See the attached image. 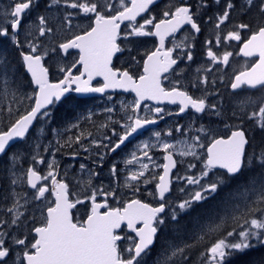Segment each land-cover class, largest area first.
I'll use <instances>...</instances> for the list:
<instances>
[{"label":"snow or ice","instance_id":"obj_1","mask_svg":"<svg viewBox=\"0 0 264 264\" xmlns=\"http://www.w3.org/2000/svg\"><path fill=\"white\" fill-rule=\"evenodd\" d=\"M63 2L72 9H79L85 14H94V22L89 25L88 30L59 45V48L65 53H68L70 49H77L79 58L70 67L59 68V71L63 73V78L55 83L50 82L49 70L42 63V55L36 54L37 46L35 44H31L28 52H21L26 70L31 74L32 83L36 85V89L26 97L29 100H34V104L30 110L18 114L6 131L0 130V155L6 153L10 142L26 136L33 121L40 117H50L48 106L61 101L70 91L103 93L109 88L131 89L137 98L133 105L134 112L139 109L140 101L145 99L168 100L172 103L179 101V112L181 113L189 107L195 109L196 112H204L206 107L216 109L215 104L207 105L206 99L203 97L193 99L187 92L181 91L177 87L165 90L161 85V74L167 73L173 65L177 64V60L172 58L173 50H163L165 36L175 33L184 24H190L196 32L200 31L190 6L181 4L176 6L174 11H164L165 19H160L158 22H155V18L152 17L143 19L142 23L137 24L133 22H136L137 17L142 13L148 12L150 5H153L155 0H128V2L119 0V8L109 3L108 0H84V2L63 0ZM59 3L60 0H51V4ZM246 3L257 7L260 15L264 17V0H259L258 3H254V0H246ZM34 4L35 0H13L10 11L5 13L6 17H10V21L0 24V37L10 36L12 43L21 47L17 30L21 27L23 17L28 14ZM234 7L232 0H227L224 11L218 15L220 24L230 19V10ZM107 10L114 11V14ZM71 15L72 13H68L65 19L68 20ZM38 21L40 25L38 31L41 36L46 32L53 31L51 27H47L45 16H39ZM124 21H128L129 25L126 27H130V31H125L123 34L125 39L132 36L153 35L160 39V46L155 51L148 53L147 58L143 61V74L139 75L138 79L127 69L121 71L112 67L114 54L122 51L117 40L121 36V23ZM149 25L154 26V32L147 30ZM216 26L219 27V24ZM9 27L12 29L11 34ZM235 29L229 31L224 39L241 41L240 30L251 31V35L243 40L240 52L245 57L258 55V59L249 68L235 75L231 88L238 89L243 85L253 89L257 86L264 87V23L258 24L255 31H252L247 23L238 24ZM216 42L220 43L219 36H217ZM44 55H47V52ZM207 55L213 62L222 61L227 64L232 53L225 52L222 57H218L209 48ZM187 58L192 59L191 52L187 54ZM132 59L135 60V57ZM4 64H6V58L0 56V66ZM77 65L81 66L82 70L77 68ZM73 69H76L78 74H74ZM2 75L7 82V73H2ZM95 77H103L101 86H92ZM250 103L255 104L256 101L251 99L241 101L240 125L232 126L233 130L227 138L223 136L211 138L206 146V158L203 159V167L198 176L182 177L177 175L175 177L177 180H185L188 185L197 186L198 190L189 192L187 198L176 205V208L170 213V219L176 221L179 212L190 209L194 202L207 199L217 192L219 186L227 182L221 176L216 177L212 182H204L209 176V172L217 167L226 170L225 176L228 180L239 175L245 168H252L256 165L261 167L262 172L258 173L256 177H250L248 184L243 186V192L240 193L247 203L243 207L239 204L233 205L231 215L225 213L220 217L218 223L206 225L193 238L192 243L169 244L155 264H184L188 259L185 253L202 242L206 245L204 251L200 253L202 264H230L234 256L246 253L257 244L264 246V147L260 149L259 153L253 151L249 154L246 151V146L250 144V138L242 126L244 120L248 119L254 121L256 127L264 131V98L260 99L258 110L247 112L245 106ZM107 111H111V109ZM162 111L159 107L155 109L156 113ZM8 112L12 113L11 107L8 108ZM216 114H220L219 110L216 111ZM233 115L235 116L236 113L234 112ZM128 119L131 123L125 125L124 134L118 137V142L112 145L109 151L115 152L133 133L145 125L155 123L154 119L139 116L134 119L129 116ZM226 127L229 126L226 125ZM176 131H180V128L177 127ZM200 131L206 130L202 126ZM208 131L210 132V130ZM154 135L160 137L161 133L155 132ZM81 136H76L75 140L80 141ZM192 139L194 142L185 143L179 154L200 159L201 157L195 149L204 148L205 145L200 143V136ZM92 142L100 143L96 140ZM104 147H108V145H104ZM149 147L148 143L143 144L144 149ZM161 147L167 153L164 156L166 163L162 165L163 174L159 175L158 182L155 183V191L147 193L153 198L159 197L158 206L153 207L140 199H131L123 202L121 207H112L109 205L107 197L118 199L115 189L110 192L103 189H92L91 195L85 197L86 200L91 201V208L85 213V219L73 216L72 210L83 201L69 199L68 184L56 178L55 161L48 164L50 170L43 176L35 168H28L27 183L36 189L33 199L38 200L45 197V194L50 190L55 199L50 205H46V215L42 214L41 225L31 229L36 234L31 241L27 234L23 238H18L15 234L6 231L0 232V264H9V258L14 250L13 245H19L22 248V253L16 256V261H21L22 256V261H26V264H146L145 258L155 243L158 231L166 224L163 214L166 206L171 204L170 201H167L166 194L170 193L172 182L170 173L176 166L173 153L170 151L176 146L165 142L161 144ZM143 155L151 159L147 151H144ZM19 158V154L14 153L10 160L14 165V162ZM33 159L35 160V157ZM136 160L138 157L133 154L132 159L126 163L131 164ZM39 162L44 163L43 158ZM80 167L83 169L84 165L82 164ZM148 167L149 165L146 163L141 164V170L132 172L126 178L125 186H131L127 183L128 180L139 181ZM188 167L195 168L196 165L189 164ZM111 171L115 175V165ZM12 175L15 173L13 172ZM49 179L52 181L51 189L47 185ZM155 179L156 177L153 176L152 180ZM39 181H44V184L38 186ZM16 182L15 179L11 181L12 184ZM143 182L148 184L152 181L145 179ZM135 191L139 192V188H135ZM180 191L184 192L185 189L181 188ZM97 195L105 197L103 202H97ZM17 207L18 203L7 211L13 213ZM102 209L104 210L102 211ZM22 215L16 211L10 224L3 220H0V224H7L8 227L17 225L18 219ZM229 220L233 222V226L230 231H227ZM124 224L127 229L135 233L134 237L122 236L118 233L117 230H120ZM213 234L218 235V238L212 240ZM6 237H10L11 243H8ZM205 237H208V240ZM123 240L129 241V243L122 247L120 242ZM209 241L211 242L209 243ZM253 264H264V258L254 261Z\"/></svg>","mask_w":264,"mask_h":264},{"label":"flooded vegetation","instance_id":"obj_2","mask_svg":"<svg viewBox=\"0 0 264 264\" xmlns=\"http://www.w3.org/2000/svg\"><path fill=\"white\" fill-rule=\"evenodd\" d=\"M38 1L39 0H35L34 6L30 9L28 14L23 17L21 27L24 25L27 19H30L31 15L36 13H39V15L44 13L45 15L47 11H51L53 9L51 6L49 7L51 0H45L47 2L46 5H44L43 2ZM79 2H84V0H79ZM108 2L116 6V8H119V0H108ZM126 2H128V0H126ZM258 2L259 0H254V3ZM4 3H6L10 8L13 0H0V8ZM226 3L227 0H155V3L150 5V10L148 12L142 13L137 17V21L133 22L137 24L142 23L143 19L152 17L155 18V22H158L160 19H165L163 16L164 11H174V8L176 6H180L181 4L190 6L193 18L198 24L200 31L196 32L191 28L190 24H184L181 25V27L177 29L175 33L165 36L163 50L166 51L168 49H172V58L177 60V64L173 65L167 73L161 74V85L165 88V90H171L172 87H177L179 90L187 92L188 95L193 97V99L203 97L206 99L207 105L215 104L216 109L206 107L204 112H196L195 109L189 107L183 113H181L179 112V101L172 103L168 100H159V103H156V101L145 99L140 102L139 109H136L134 112L133 105L137 99L136 94L133 93V91H128L124 88L120 90L115 89L113 91L106 90L100 96L85 97L84 103L72 105L76 106L78 124L76 125V129H68L70 132H76L78 130L80 136L83 134L80 140V145L82 148L79 150L75 147L77 149L76 152L72 151L71 153H64L62 156H58L55 167L57 180H62L64 183L68 184L65 176L66 171L64 170L65 165L68 164V161L71 163L70 173L72 171L73 174L76 172H82V168L80 167L82 164L84 165V170L97 168L100 170H110L112 169L113 165H115L116 170H118L120 173H122L124 170H133L131 164L126 163V161L131 160L132 151L135 149L134 142L142 139H149L150 141L164 140L165 142L176 140L182 141L188 139L189 143H193L194 141L192 138L200 136V143L204 144L205 147L196 148L195 151L201 158L197 159L196 157L189 155L185 157V160H183L182 163L185 165H196L195 168H188V170L202 169L203 159L206 158V146L210 142L211 138H218L221 136L227 138V136L231 134V130H233L232 126L240 125L239 117L241 115V101H247L249 99L253 101H260L261 98H264V87L262 86H257L255 89L249 88L246 85H243L238 89L231 88V83L234 81L235 75H237L240 71L249 68L258 59L257 56L245 57L243 53L240 52L241 47H243V40L247 39L251 35V31L247 29L240 30L242 37L241 41L224 39L229 31L236 30L235 26L241 23L249 24L251 30L255 31L258 24L264 23V17L260 15L257 7L248 5L246 0H232V3L235 7L234 9L230 10V19L225 21L223 24H220L218 15L222 14L226 7ZM198 5L200 7H197ZM62 7L57 6L58 13L60 12V14L63 15L65 10L67 14L72 13L70 20L74 23L75 27L72 29L71 34H68V38L62 40L58 44L57 51H59L61 54V60L59 62L55 60L53 64L52 58L49 59L52 54L44 55L36 53L38 55H42V63L46 68H48L49 77L52 81L58 80L63 76V73L59 71L60 67H70L71 64L79 58L78 51H75V49H70L68 53L62 54L61 50L59 49V45L68 39L73 38L75 35L81 34L83 31L88 30L89 25L94 22L95 18L94 14H85L79 9H72L64 2L62 3ZM107 11L111 14H114V11L112 10ZM217 24H219V27L216 26ZM128 25V21L121 23V36L118 37L117 43L120 45L122 51L116 53L113 56L112 67L114 69H120L121 71L127 69L135 78L138 79L139 75L143 74V61L147 58L148 53L155 51L156 48L160 46V39L154 35L141 37L132 36L125 39L123 35L124 32L130 31V27H126ZM147 30L154 32L155 29L153 25H149L147 26ZM11 32L12 29L9 27V33L11 34ZM217 36L220 37L219 44L216 42ZM21 48H23V50ZM209 48H211L218 57H222L225 52L232 53V55L229 57V62L227 64H224L222 61L213 62L207 55ZM14 50L17 52L20 58L21 51L28 52L30 49H26L22 45L21 47H17L14 44ZM189 52H191L192 55L191 60L187 58V54ZM0 53L5 58H11V51H2L1 44ZM132 57H135V60H133ZM55 63H58V66ZM49 64H51L53 68ZM77 68H81V66L77 65ZM73 72L74 74H78L76 69H73ZM14 76L15 79L18 78L20 80V87L18 91L19 96L23 98L22 105L27 107L31 101L29 106L30 108L33 104V100L27 99L26 94L29 95V91L31 92V90L34 88L28 75L23 69L22 63L21 71L16 75L14 74ZM102 84L103 80L100 78H96L92 81L93 87H99ZM7 86L9 88L15 86V83L11 78H9L7 81ZM3 90L7 91L5 96H8L9 92L6 88V82ZM65 101L66 100L62 101L61 103H64ZM58 105L59 104L55 102L53 105L49 106V112H51ZM157 107L161 108L163 111L161 113H156L155 109ZM255 107L256 106H253L251 109L250 103L245 106V109L247 112H251L252 110H256ZM108 109H111V111H107ZM217 110L220 112L219 115L216 114ZM234 112L236 113L235 116L233 115ZM129 116L133 117V119L136 116L154 119L155 123L139 129L131 138L125 140V142L115 152L109 151V148L118 142V137L124 134L126 130L125 125L131 123V121L128 119ZM15 119L12 117L8 118L7 120H9L10 123L5 125L0 130L5 131ZM39 120L44 121L45 119L44 117L38 118L35 121L33 127ZM47 122L49 123V120ZM226 125L229 127H226ZM202 126L206 131H200ZM242 126L244 129H246V134L250 138L251 143L253 141L254 133H258V131L254 128L256 127L255 122L245 119ZM176 127H183L184 129L176 131ZM208 130H210V132ZM259 131L260 133L258 134L262 137V141H264V131ZM50 132L51 131L48 133ZM155 132H160V137H156L154 135ZM169 132L171 133L170 135ZM89 133H91V135H89ZM73 139L75 140L74 136ZM93 140L99 141V145H93ZM157 143L159 142L154 144ZM104 145H108V147H104ZM153 147L155 148V146ZM249 147V145L246 146V151L249 150ZM11 148L12 147L9 148V151ZM170 151H172L173 158L176 161V166L172 169L173 171L170 177L171 181H173L175 170H181V168L184 167L180 166V159L177 153L173 149H170ZM160 153L159 165L156 166L155 170L162 172V165L165 163L164 156L166 155V152L161 149ZM88 164H91L92 166H89ZM109 164L110 166H108ZM39 170L37 171L42 176L45 175L43 170L41 172ZM221 170L223 169L215 168L212 169L211 172L217 176L223 174V177L227 178L225 176V172ZM244 170H251V168H245ZM25 172L27 173L26 170ZM69 176L71 175L69 174ZM24 179L27 187L31 191L36 190L28 186L27 176L25 174L19 183L20 191L22 185L21 183H24ZM2 181L3 182L0 185V212H5L6 209L4 210L3 207H5V204L14 197L10 194V184L7 183V180L4 181L3 178ZM47 183L49 189H51V179H49ZM43 184L44 181L38 182V186H42ZM48 193L51 194L52 200L54 201L51 190ZM171 193L172 182L170 185V193L168 195ZM217 193L218 190L207 199L200 202H194L193 206L189 210L180 213V216L177 217L176 221H167L169 223L167 224L166 222V224L159 229L155 243L151 247V251H154L156 245L158 244L159 234L166 235L165 227L168 226V229L169 227H172L173 223L180 222V226H178L179 229L183 228L184 233L187 231L185 235L183 234L180 237L183 238L182 244L192 243L193 238L201 231L199 226L203 223V221H206L205 215H196L194 212L198 207L216 202L218 200L216 196ZM21 195L22 193L18 194L17 198L22 199L24 196L21 197ZM122 195H124V198L117 207H121L123 202L131 199H140L142 202L149 203L153 207L157 206L159 203L155 199H143L135 196H129L125 194L124 191ZM156 198L158 199L157 196ZM69 199L75 201L73 196L70 194V189ZM13 201H16V199L14 198ZM79 205L80 204H77L76 207ZM168 207L169 206H166L165 212L168 210ZM75 209L72 210L74 217H79L80 219L86 218L85 214L79 215L74 212ZM103 210L104 209H102V211ZM44 212L46 215V208ZM0 220L6 221L8 224L11 222L10 218L4 217V214L0 215ZM35 220L37 221L36 225H28L27 221H23L21 226H18L17 224L8 227L7 224H0V232L6 231L10 234H15L18 238H23L24 235L27 234L28 239L31 241L36 235L31 231V229L41 225L43 222V216H38V218ZM231 226H233V222H231L226 230L230 231ZM117 231L122 236H135L134 232H132L130 229H127L126 224L122 225L121 229ZM175 235H177L176 231ZM216 238H218V235L215 234H213L211 237L212 240ZM6 239L8 240V243H11L10 237H6ZM205 239L208 240V237H205ZM128 242L129 241L127 240H123L120 243L123 247L127 245ZM210 242L211 241H209V243ZM205 247L206 245L202 242L186 252L185 255L188 256V259L184 262V264H202V257L200 256V253L204 251ZM13 249L16 250V252H13L11 258H9V264H21V262L22 264H26V261H22V256L21 261H16L18 251L22 253L21 246L13 245ZM249 251L250 250H248L246 253ZM246 253L237 255L235 260L234 256V261L231 260L230 264H251L250 257Z\"/></svg>","mask_w":264,"mask_h":264},{"label":"rangeland","instance_id":"obj_3","mask_svg":"<svg viewBox=\"0 0 264 264\" xmlns=\"http://www.w3.org/2000/svg\"><path fill=\"white\" fill-rule=\"evenodd\" d=\"M38 2H43L44 5L47 4L45 0H39ZM62 3L63 1H60L59 4L50 3L53 9L51 11H47L45 15L44 13L40 15L39 13L31 15L30 19H27L24 25L19 29L18 33V39L20 40L19 42L22 46H24L26 49H30L31 44H35L37 46L36 53L44 54L45 52H47V55L52 54L49 59L52 58L53 64L55 60L57 62L61 60V54L59 51H57L58 44L62 40L67 39L68 34H71L72 29L75 27L74 23L71 22L70 17L68 18V20L65 19V16L67 15L66 10L63 15L60 14V12L58 13L57 6L62 7ZM9 11V6L6 3L2 4L0 8V24H6V21H10V18L5 16V13ZM39 16L46 17L47 27H51L53 29L51 33L46 32L43 36L39 34ZM0 44L2 47V51L5 50L7 52L11 51V49H14V44L12 43L10 36L0 37ZM53 49H55V51H53ZM0 56L3 55L0 53ZM12 61H14L12 58L8 59V57H6V64L0 66V129L10 123V121L7 120L8 118H17L16 116L27 111L31 104L30 101V104L27 107H25V105H22L23 98L19 96L18 91L20 87V80L18 78H14V74H18L19 70L13 68ZM49 65L52 67L51 64ZM5 72L7 73V81L9 80V78H11L15 83V86L9 88L6 82V88L9 92L8 96H5V93L7 91L3 90L5 87V78L2 73ZM33 91L34 89H32L31 92L29 91V95ZM27 96L28 95L26 94V97ZM84 102L76 103L74 101L66 100L64 103H58L59 105L50 112V117H44V121L39 120L23 141L16 143L10 149V151L8 150L4 155L0 157V185L3 182L2 178L4 179V181L7 180V183L10 184V194L16 199V201H13L14 198L11 199L8 203L5 204L6 206L3 207V209L8 210L9 208H12L14 204L18 203V207L14 210L13 213H9L5 210V212H0V215L4 214L5 218H10V220H12L16 211L22 213L23 215L20 216L18 219V226H21L23 221H27L28 225H36L37 221L35 219L38 218V216H42V214L45 215L44 210L46 208V205H50V203L53 201L51 194L46 193L45 197L40 198L38 200L33 199L36 190L31 191L27 187V184L24 179V183H21L22 185L20 191L19 183L21 182L22 177L25 176V170L27 171L29 166L35 168L36 170L41 169L39 170L40 172L43 170L46 175L50 170L48 168V164L53 161H55L56 163L58 156H62L64 153H71L72 151L76 152V148H78L79 150L82 148L80 145V141H76L73 139V136H80L79 131L77 130L76 132H70V130L68 129H76V125L78 124L76 106L72 105L82 104ZM258 102L259 101H256L255 104H251V109L253 106H256L255 108L257 110L259 105ZM9 107L12 108L11 114H9L8 112ZM66 109H70L69 113H66ZM58 118H60V120H58ZM48 120L49 123L47 122ZM73 125H75V127H73ZM179 128L184 129L183 127ZM254 128L258 131V133H260L259 128ZM49 131L51 132L48 133ZM258 133H254L253 141L251 142L252 144L262 143V137ZM145 142L150 145V147L147 149L143 148V144ZM156 142L159 143L154 144ZM162 143H165V141H150L149 139H142L137 142H134L135 149H133L132 151L131 159L132 155L135 154L136 157H138V160L133 161V163H131V167L133 170H124L122 173L116 170L115 175L112 173L111 169L100 170L99 168L86 170H84L83 168L81 173L76 172L77 174H73L72 171L70 173L71 163L68 161V164L65 165L64 170L66 171L65 176L70 189V194L73 196L74 200L83 201L82 204L76 207L74 212L80 215L90 211V200H86L85 197L91 195L92 189H103L104 191L109 192L115 189L118 199L113 198L111 196L107 197L108 203L112 207H117L121 203L124 198V195H122L123 191L129 196H135L143 199H155L159 202V199H157L156 197L153 198L147 193L149 191H155V183L158 181V177L161 174V172L159 170H155V168L159 165V154H161L160 151L161 149H163L161 147ZM166 143L176 146L173 150L177 153L180 159V166L184 167L181 168V170H175L174 179L172 181V193L170 195H166L167 201L171 202L168 207V210L163 214L167 222L171 220L170 213L174 208H176V205L179 204L180 201L186 199L189 192L198 190L197 186L188 185L185 180H177L175 177L177 175L182 177L198 176L201 170H188V165L182 163L183 160H185L186 156L180 155L179 152L180 149L185 145V143L191 144L189 143L188 139L182 141L176 140ZM93 145H99V143H93ZM153 146L158 149H155ZM144 151L148 152V156L151 159H148L143 155ZM254 151L256 153H259V151L257 150ZM247 152L249 154L253 152L251 150V146L249 147V150ZM14 153L19 154L20 158L16 160L13 165V162L10 160V157ZM34 157L35 160L33 159ZM41 158H43L44 163L39 162ZM145 163L148 164L149 167L145 171L144 176L141 177L139 181L128 180L127 183L131 186H125L126 178H128L132 172L141 170L140 165ZM88 165L92 166L91 164ZM108 166H110V164ZM258 166L259 165H256L255 167L261 169ZM255 167H252L253 170H255ZM13 172L15 173V175H12ZM69 174L71 176H69ZM256 175L257 174H251V172H249L247 177L244 179L245 181H242L243 183H234L231 187H227L225 184L219 186L218 193L216 194L218 200L207 205V214L205 215L206 221H203V223L199 226L200 229L204 228L210 223H218L220 217L224 216L225 213L231 215L233 213V205L239 204L241 205V207H243L247 203V201L244 200L243 196L240 195V193L243 192V186L248 184L249 178L256 177ZM153 176L156 177L155 180H152ZM220 176L223 177V174H220ZM216 177L218 176L210 171L209 176L204 182H212L216 179ZM13 179L17 180L15 184L11 183ZM145 179H148L152 182L145 184L143 182ZM137 187L139 188V192L135 191V188ZM223 187L227 189L220 191V189ZM181 188L185 189V191L181 192ZM21 193V197H24L22 199L17 198L18 194ZM104 199L105 197L97 195L98 202H102ZM177 211L179 212L178 209ZM183 212H179V214ZM231 222L232 221L229 220L228 225H230ZM177 224L178 223H173L172 227H169L168 229V226L165 227L166 235L159 234L158 244L156 245L155 250L151 251L149 255L145 258L146 264H155V262L161 258L162 252L167 248L169 244L182 245L183 238L180 237L183 234L185 235L187 231L184 233L183 228L179 229L178 226L180 225ZM175 231L177 232V235H175ZM253 243L255 244V241H253ZM13 252L15 253L16 250H14ZM18 254H21V252L18 251L17 255Z\"/></svg>","mask_w":264,"mask_h":264},{"label":"trees","instance_id":"obj_4","mask_svg":"<svg viewBox=\"0 0 264 264\" xmlns=\"http://www.w3.org/2000/svg\"><path fill=\"white\" fill-rule=\"evenodd\" d=\"M11 58L14 60V61H12L13 68L16 69V70H19V72H20L21 71L20 58H19V55L17 54V52L14 49L13 50L11 49ZM82 100L76 99L73 96L70 97V101H74L76 103L83 102L84 100L83 101ZM65 111H66V113H69L70 109H66ZM58 120H60V118H58ZM249 146H251V150L252 151H254V150L260 151V149L262 147H264V141H262V143H257V144L250 143ZM258 167H260V166H258ZM254 169L255 170H253V168H252V170H243L239 175L235 176L234 178H232L230 180L225 178L228 181V182L225 183V185L227 187H231L234 183L235 184L243 183L245 181L244 179L247 177L249 172H251V174H258V173L262 172V169H259L257 167H255ZM226 189L227 188L223 187V188L220 189V191L226 190ZM206 208H207V205H204L202 207H198L197 210L194 212V214H196V215H206L207 214ZM179 216H180V214L178 215V217ZM246 254H248V256L250 257V262H251V264H253L254 261H257V260H260L261 258H264V246L257 244L255 247L251 248L250 251L248 253H246ZM236 257H237V255L234 257V260H235ZM232 260H233V258H232ZM230 263H231V261H230Z\"/></svg>","mask_w":264,"mask_h":264},{"label":"water","instance_id":"obj_5","mask_svg":"<svg viewBox=\"0 0 264 264\" xmlns=\"http://www.w3.org/2000/svg\"><path fill=\"white\" fill-rule=\"evenodd\" d=\"M18 31V30H17ZM72 39V38H71ZM70 40V39H69ZM75 51H78L77 49H75ZM61 52H62V54H65V52L63 51V50H61ZM26 53V52H25ZM115 55V54H114ZM257 57H258V55H257ZM20 58H21V62H22V65H23V69H24V71L26 72V74L28 75V77H29V79H30V81H31V83H32V80H31V74L26 70V67H25V65H24V63H23V61H22V57H21V52H20ZM81 70H82V68H81ZM63 78V77H62ZM62 78H60V79H62ZM96 78H100V79H102L103 80V77H95L94 79H96ZM93 79V80H94ZM49 80H50V77H49ZM59 80V79H58ZM58 80H50V82H53V83H55V82H57ZM32 86H33V88L34 89H36V85L34 84V83H32ZM120 90V89H122V88H109V89H106V90H108V91H113V90ZM105 90V91H106ZM124 90V89H123ZM128 91H132L131 89H127ZM104 91V92H105ZM125 91V90H124ZM103 92V93H104ZM70 93H72V94H74L75 96H77V97H86V96H97V95H101L102 93H99V92H88V93H76V92H74V91H70L69 93H66L65 94V96L64 97H66L67 95H69ZM133 93H135L134 91H133ZM63 97V98H64ZM62 98V99H63ZM61 99V100H62ZM143 101V100H142ZM153 101H156V103H159V100H153ZM162 101H166V100H162ZM141 102V101H140ZM33 104H34V102H33ZM49 107V106H48ZM30 110V109H29ZM33 123H34V121H33ZM150 124H148V125H145V126H149ZM33 126V124L30 126V128H29V130L31 129V127ZM29 132V131H28ZM135 133H133L131 136H129L128 138H131L133 135H134ZM27 135V134H26ZM23 138H17V139H15L13 142H10V145L8 146V148H7V150L9 149V147L11 146V145H13L15 142H17V141H20V140H22ZM166 155H167V153H166ZM165 161V160H164ZM165 163H166V161H165ZM30 168V167H29ZM218 168V167H217ZM173 171V170H172ZM223 171H226V170H224L223 169ZM172 173V172H171ZM171 173H170V177H171ZM161 174H163V170H162V172H161ZM52 184V183H51ZM28 186L30 187V188H32L29 184H28ZM168 194V193H167ZM166 194V195H167ZM158 197V196H157ZM53 198L55 199V197H54V195H53ZM158 199H159V197H158Z\"/></svg>","mask_w":264,"mask_h":264},{"label":"bare ground","instance_id":"obj_6","mask_svg":"<svg viewBox=\"0 0 264 264\" xmlns=\"http://www.w3.org/2000/svg\"><path fill=\"white\" fill-rule=\"evenodd\" d=\"M19 40V39H18ZM20 41V40H19ZM169 237V236H168Z\"/></svg>","mask_w":264,"mask_h":264}]
</instances>
